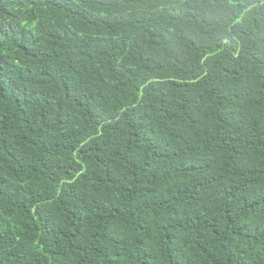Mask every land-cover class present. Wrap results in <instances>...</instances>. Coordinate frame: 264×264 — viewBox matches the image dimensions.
Returning a JSON list of instances; mask_svg holds the SVG:
<instances>
[{
    "label": "trees",
    "instance_id": "16d2710c",
    "mask_svg": "<svg viewBox=\"0 0 264 264\" xmlns=\"http://www.w3.org/2000/svg\"><path fill=\"white\" fill-rule=\"evenodd\" d=\"M0 264H264V0H0Z\"/></svg>",
    "mask_w": 264,
    "mask_h": 264
}]
</instances>
